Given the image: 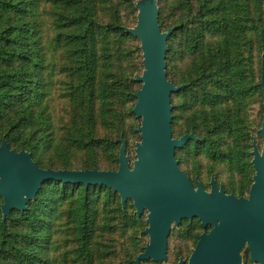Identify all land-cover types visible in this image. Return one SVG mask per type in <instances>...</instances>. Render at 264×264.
<instances>
[{
	"label": "trees",
	"instance_id": "16d2710c",
	"mask_svg": "<svg viewBox=\"0 0 264 264\" xmlns=\"http://www.w3.org/2000/svg\"><path fill=\"white\" fill-rule=\"evenodd\" d=\"M135 3L0 0V144L30 153L43 170L118 169L134 116L138 46L125 29L136 26ZM157 9L161 31L173 29L166 78L184 86L171 95L179 99L172 124L185 118L180 137L197 139L175 150L178 165L192 149L233 168L243 115L262 93L264 0H157ZM1 218L0 203V264H135L144 251V219L104 186L48 181L26 211ZM128 230L132 246L120 249L115 236Z\"/></svg>",
	"mask_w": 264,
	"mask_h": 264
},
{
	"label": "water",
	"instance_id": "95a60500",
	"mask_svg": "<svg viewBox=\"0 0 264 264\" xmlns=\"http://www.w3.org/2000/svg\"><path fill=\"white\" fill-rule=\"evenodd\" d=\"M136 26L125 29L140 43L143 72L135 81L141 84L134 98L133 114L141 120L136 132V160L130 166L126 142L120 139L118 169L114 171L40 169L31 154L11 150L6 141L0 144V197L2 224L12 211L24 212L34 200L42 185L48 181L87 186H104L120 198L124 209L132 201L139 219L148 212L143 234L148 236L144 251L135 264L167 259V238L172 227L183 220L197 219L202 233L187 264H239V253L246 244L255 264H264V111L261 129L262 151L253 145V183L247 198L226 195L215 181L210 182V193L203 186L190 181L178 167L175 150L188 141H197L193 134L179 139L172 137L171 95L184 86L175 87L166 78L167 39L173 29L162 32L158 25L156 0H140L135 4ZM260 86L263 93L264 77ZM178 264H185L180 260Z\"/></svg>",
	"mask_w": 264,
	"mask_h": 264
},
{
	"label": "rangeland",
	"instance_id": "374dc122",
	"mask_svg": "<svg viewBox=\"0 0 264 264\" xmlns=\"http://www.w3.org/2000/svg\"><path fill=\"white\" fill-rule=\"evenodd\" d=\"M136 3L140 0H134ZM157 2V0H156ZM135 3V4H136ZM125 18L131 21V15L127 12ZM165 32V31H162ZM136 39V38H135ZM136 46H138V50L135 53L133 60H132V68L130 69L131 80L134 82L132 85V90H139L141 88V84L135 81L136 76H141L144 70L142 64V53L140 50V43L136 39ZM176 63L177 68H181V71H184L188 66V60H185V64L182 65ZM177 72V70H176ZM257 82L260 81L259 74L256 78ZM56 95H53V102L52 105H56L55 101ZM136 103V100H135ZM171 105L174 106L179 103V99L174 97L171 101ZM173 111V110H172ZM263 93L259 90L252 98L248 104L246 109V114L243 115L245 117L246 123L244 126V135L242 141L238 144V152L241 155L240 161H238V167L235 165L233 168L229 167L224 162H213L209 156L205 155L201 152L199 155H196L194 150H189V152H185L183 157V163L178 165L179 169L184 172L190 174V179L195 182L200 183L204 190L210 193V182L212 180L215 181L216 186H223L226 195H234L235 197H244L247 198L250 187L253 183V176L255 174L253 166H252V150L253 145H255L261 153L262 151V138L259 133L261 129L262 123V115H263ZM173 121V115H172ZM141 120L137 119L135 115L129 119L126 123V131L127 136L129 138L128 145H127V155L130 160V166L132 167V163L136 160L135 149L136 145L140 143V135L136 132V129L140 126ZM172 124V122H171ZM185 124V118L181 120L175 121L174 124L171 125L172 130V137L174 139H179L180 133L183 132ZM230 143V140H228ZM176 161L178 162L177 158L175 157ZM184 170V171H183ZM185 173V172H184ZM186 174V173H185ZM197 176V177H196ZM188 177V178H189ZM234 189V193H231V190ZM131 200H128L129 202ZM126 202V203H127ZM0 203L3 204V201L0 197ZM132 203V201H131ZM133 205V204H132ZM135 213V209H134ZM148 212L144 210L142 214V218L144 219L143 226L144 229L147 227L146 218ZM197 220V219H196ZM188 221V220H183ZM182 221V222H183ZM194 221V219L192 220ZM192 221L185 222V224L180 223L177 227H172L170 234L167 238V259L165 261L155 263L153 261H149L145 264H178L180 260H183L185 264H187L188 259L191 253L194 250V239L195 236L201 235L202 233H207L210 230V227L201 228L196 226V224H192ZM199 222V221H198ZM200 223V222H199ZM191 226V227H190ZM196 226V227H195ZM131 235L132 230H128L125 236H115L117 240L116 246H120V249H130L131 245ZM121 238V239H120ZM141 245L144 247L148 244V236H143L140 241ZM131 246H130V245ZM130 246V247H129ZM242 251L239 253V255Z\"/></svg>",
	"mask_w": 264,
	"mask_h": 264
},
{
	"label": "flooded vegetation",
	"instance_id": "af4514ba",
	"mask_svg": "<svg viewBox=\"0 0 264 264\" xmlns=\"http://www.w3.org/2000/svg\"><path fill=\"white\" fill-rule=\"evenodd\" d=\"M217 187L218 188H220V187L223 188V186H221V185L217 186ZM225 194H227V193L225 192ZM239 264H255V263L252 262V260L250 258V253H249V250H248L246 244L244 245V247L242 249V253L239 255Z\"/></svg>",
	"mask_w": 264,
	"mask_h": 264
}]
</instances>
